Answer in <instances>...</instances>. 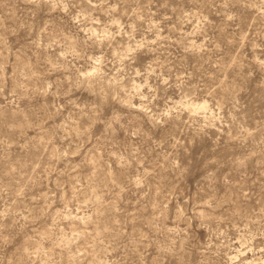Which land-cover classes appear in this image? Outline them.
<instances>
[{
  "label": "rangeland",
  "instance_id": "1",
  "mask_svg": "<svg viewBox=\"0 0 264 264\" xmlns=\"http://www.w3.org/2000/svg\"><path fill=\"white\" fill-rule=\"evenodd\" d=\"M0 264H264V0H0Z\"/></svg>",
  "mask_w": 264,
  "mask_h": 264
},
{
  "label": "bare ground",
  "instance_id": "2",
  "mask_svg": "<svg viewBox=\"0 0 264 264\" xmlns=\"http://www.w3.org/2000/svg\"><path fill=\"white\" fill-rule=\"evenodd\" d=\"M206 104V103H205ZM202 106H205L204 104Z\"/></svg>",
  "mask_w": 264,
  "mask_h": 264
}]
</instances>
